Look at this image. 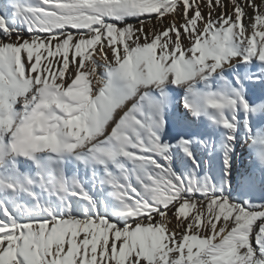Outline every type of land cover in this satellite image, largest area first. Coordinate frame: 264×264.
Segmentation results:
<instances>
[{
    "label": "snow or ice",
    "instance_id": "snow-or-ice-1",
    "mask_svg": "<svg viewBox=\"0 0 264 264\" xmlns=\"http://www.w3.org/2000/svg\"><path fill=\"white\" fill-rule=\"evenodd\" d=\"M0 264H264V0H0Z\"/></svg>",
    "mask_w": 264,
    "mask_h": 264
},
{
    "label": "rangeland",
    "instance_id": "rangeland-1",
    "mask_svg": "<svg viewBox=\"0 0 264 264\" xmlns=\"http://www.w3.org/2000/svg\"><path fill=\"white\" fill-rule=\"evenodd\" d=\"M255 2H259V0H255ZM248 11H249V15H250V14H251V10L249 9ZM176 107H177V109H178L180 112H184V111H185L184 108H183V105H182V104H177ZM250 159H251V158L248 156V154H247V150L245 149V152H244V158H243V163H244V164H248L249 161H250Z\"/></svg>",
    "mask_w": 264,
    "mask_h": 264
}]
</instances>
